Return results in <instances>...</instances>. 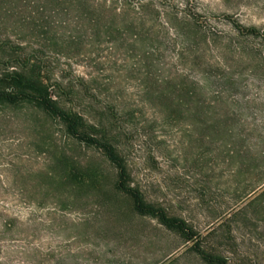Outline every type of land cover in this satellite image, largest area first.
<instances>
[{
    "label": "rangeland",
    "instance_id": "1",
    "mask_svg": "<svg viewBox=\"0 0 264 264\" xmlns=\"http://www.w3.org/2000/svg\"><path fill=\"white\" fill-rule=\"evenodd\" d=\"M198 1L193 64L169 27L159 49L91 47L84 36L69 49L66 4L0 0V41L36 35L31 49H0V69L28 59L79 91L75 103L107 130L147 202L184 219L205 251L264 264V45L226 20L264 36V0ZM161 77L177 78L150 80ZM115 180L101 151L41 111L0 113V264H205L192 242L135 214Z\"/></svg>",
    "mask_w": 264,
    "mask_h": 264
},
{
    "label": "trees",
    "instance_id": "2",
    "mask_svg": "<svg viewBox=\"0 0 264 264\" xmlns=\"http://www.w3.org/2000/svg\"><path fill=\"white\" fill-rule=\"evenodd\" d=\"M8 3H18L22 0H7ZM28 5L36 4L40 7L53 5L60 7L66 4L67 9L74 11L76 23L66 36L69 49L75 47L76 37L84 36L91 47L108 45L109 49H159L160 38L169 27L179 38L178 47L181 55L192 62L197 59L194 36L198 32V20L202 12L198 0H23ZM36 7V6H35ZM34 14L37 18L44 13ZM29 27L41 25L32 13L29 15ZM226 20L242 35L260 38L264 45V36L256 27H245L238 21L226 16ZM85 24L82 26V22ZM161 21L162 24H157ZM189 33V34H187ZM155 35V37H154ZM36 35L20 36L17 44L10 38L0 41V49L16 45L18 49H31ZM72 44V45H71ZM62 45V46H63ZM74 46V47H73ZM154 57V54H151ZM185 58V57H184ZM22 60V61H21ZM192 60V61H190ZM26 62V66L22 65ZM157 58H152L156 63ZM46 72V71H44ZM41 68L28 59H17L0 69V113L15 111L31 107L41 111L47 118L61 125L65 133L86 148L97 149L102 152L106 160L116 170L114 188L118 193L127 196L132 202L135 214L157 221L166 230L176 233L183 241L192 242L193 250L205 264H236L221 253L207 252L199 243V235L184 219L168 215L164 208L147 202L141 191L130 183V174L125 158L116 148L113 139L101 122L96 121L87 111L77 103L79 91L64 87L61 81L51 82L46 78ZM188 77V76H187ZM187 77H183L184 80ZM177 77H161L150 79L154 84L171 83ZM182 79V80H183ZM186 83V81H185ZM192 91L197 83H188ZM173 93L179 91L176 86L171 87ZM171 92L169 94H171ZM69 98V99H67ZM79 101V100H78ZM112 108V107H111ZM113 109V108H112ZM75 171L72 178H76ZM70 176V175H69ZM81 176V175H80ZM75 180V179H74ZM80 181L79 179L77 180ZM261 194H264V190ZM1 223L9 226L7 220Z\"/></svg>",
    "mask_w": 264,
    "mask_h": 264
}]
</instances>
